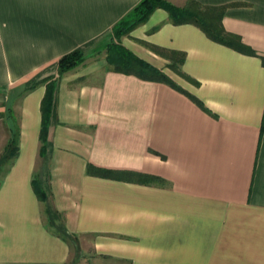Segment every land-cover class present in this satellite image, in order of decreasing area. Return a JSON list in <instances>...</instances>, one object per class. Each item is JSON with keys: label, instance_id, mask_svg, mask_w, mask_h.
Returning <instances> with one entry per match:
<instances>
[{"label": "crops", "instance_id": "0c3cea01", "mask_svg": "<svg viewBox=\"0 0 264 264\" xmlns=\"http://www.w3.org/2000/svg\"><path fill=\"white\" fill-rule=\"evenodd\" d=\"M142 1L0 0V90L20 129L0 182V264H264L263 61L158 9L122 42L210 113L166 84L109 71L91 52ZM196 1L230 5L225 28L264 56V0ZM147 44L184 53L198 85ZM78 48L88 58L61 77L41 156L45 80ZM88 164L162 183L93 177Z\"/></svg>", "mask_w": 264, "mask_h": 264}, {"label": "trees", "instance_id": "16d2710c", "mask_svg": "<svg viewBox=\"0 0 264 264\" xmlns=\"http://www.w3.org/2000/svg\"><path fill=\"white\" fill-rule=\"evenodd\" d=\"M230 5L223 6H204L196 0H189L184 7L177 6L169 0H143L135 7L126 17L119 21L102 39L100 43H106L107 48V70L122 73L126 75H134L143 80L159 82L170 86L178 92L189 97L195 104L204 111L210 113L206 105L195 95L189 93L183 87L178 85L168 74L153 64L143 60L131 50H129L122 42L124 37L130 36L131 33L147 23L153 13L158 9H163L169 13L170 21L175 25L192 24L200 28L207 37L218 44L231 48L241 54L255 56L262 59L264 64V56L260 55L254 48L244 42L241 36L229 32L224 26V18ZM153 52L165 57L171 61L169 67L185 80L198 85V83L183 72L182 66L185 60V54L181 52L168 51L160 47L147 44ZM88 58V54L84 49L78 48L63 57L57 62L58 75L51 76L45 80L46 94L42 101V129L40 140L42 143L41 156H45L48 146L49 129L51 120L55 110V96L61 77L79 67ZM11 112V111H10ZM11 117V116H10ZM20 129L15 126L11 133V137L4 149L2 157L3 163L0 162V173L3 166L11 167L20 154L19 140ZM6 173V172H5ZM87 173L93 177L124 180L128 182H137L141 184L162 183L160 177L141 174L131 171H116L96 167L88 164ZM1 182V178H0ZM35 193L39 200L45 202L47 193L41 183L35 179L33 182Z\"/></svg>", "mask_w": 264, "mask_h": 264}, {"label": "rangeland", "instance_id": "374dc122", "mask_svg": "<svg viewBox=\"0 0 264 264\" xmlns=\"http://www.w3.org/2000/svg\"><path fill=\"white\" fill-rule=\"evenodd\" d=\"M189 0H169V2L173 4H179L181 6H185L188 3ZM106 56L107 59V48L106 43H100L98 44L93 51L91 52V59L98 58L100 61H103L104 57ZM107 63V60H106ZM81 66V65H80ZM108 66V65H107ZM76 69V68H75ZM9 90H0V139L7 140L11 137V133L15 128V121L12 119L11 124L9 121V109L6 107L8 104L7 97H9ZM13 127V128H12ZM5 145V144H4ZM4 145L2 144V147L0 148V162L3 163V155H4ZM8 166H3V169L0 173V178L4 176Z\"/></svg>", "mask_w": 264, "mask_h": 264}]
</instances>
